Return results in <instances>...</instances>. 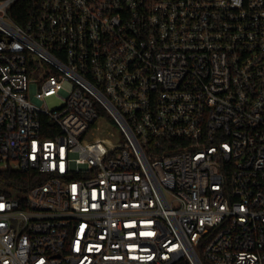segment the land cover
<instances>
[{"label": "built area", "instance_id": "obj_1", "mask_svg": "<svg viewBox=\"0 0 264 264\" xmlns=\"http://www.w3.org/2000/svg\"><path fill=\"white\" fill-rule=\"evenodd\" d=\"M5 170L0 264H264V0H0Z\"/></svg>", "mask_w": 264, "mask_h": 264}, {"label": "trees", "instance_id": "obj_2", "mask_svg": "<svg viewBox=\"0 0 264 264\" xmlns=\"http://www.w3.org/2000/svg\"><path fill=\"white\" fill-rule=\"evenodd\" d=\"M24 1H21L18 5L15 4L18 7L19 12H22L19 14V17L14 16V20L17 23H23V16L26 15V5L23 3ZM9 11H12V8L9 9ZM101 114H105V112L100 109ZM28 176L26 173H20V172H13L11 170H5V171H0V187L2 186H16V185H23L26 186V181L24 179Z\"/></svg>", "mask_w": 264, "mask_h": 264}, {"label": "rangeland", "instance_id": "obj_3", "mask_svg": "<svg viewBox=\"0 0 264 264\" xmlns=\"http://www.w3.org/2000/svg\"><path fill=\"white\" fill-rule=\"evenodd\" d=\"M63 87L65 89H69L70 88V83L65 82L63 84ZM43 102H44V104L47 106V108L49 110H53V109L59 108L63 104L62 98L57 96L56 94L44 97L43 98ZM114 132H115V130H114ZM116 135H117V133H116Z\"/></svg>", "mask_w": 264, "mask_h": 264}]
</instances>
